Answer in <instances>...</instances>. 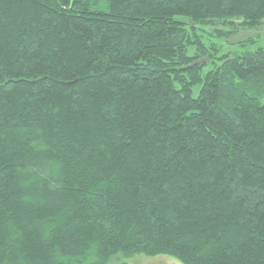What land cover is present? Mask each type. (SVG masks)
Here are the masks:
<instances>
[{
	"label": "trees",
	"instance_id": "16d2710c",
	"mask_svg": "<svg viewBox=\"0 0 264 264\" xmlns=\"http://www.w3.org/2000/svg\"><path fill=\"white\" fill-rule=\"evenodd\" d=\"M236 20L264 0H0V264H264V50L203 74L198 36Z\"/></svg>",
	"mask_w": 264,
	"mask_h": 264
},
{
	"label": "rangeland",
	"instance_id": "374dc122",
	"mask_svg": "<svg viewBox=\"0 0 264 264\" xmlns=\"http://www.w3.org/2000/svg\"><path fill=\"white\" fill-rule=\"evenodd\" d=\"M241 20L232 21L233 25L210 26L201 25L198 27V36L209 49V54L213 60L203 70V74L220 64L218 59L224 55L237 56L243 53H252L259 49L264 50V21L255 28H242L239 26ZM217 31H222L224 35H217ZM199 86L192 89V96H198ZM125 264H181L178 260L168 256L146 257L137 255L130 259H122Z\"/></svg>",
	"mask_w": 264,
	"mask_h": 264
},
{
	"label": "snow or ice",
	"instance_id": "6c2138e0",
	"mask_svg": "<svg viewBox=\"0 0 264 264\" xmlns=\"http://www.w3.org/2000/svg\"><path fill=\"white\" fill-rule=\"evenodd\" d=\"M115 264H119V261H116ZM177 264H178V262H177Z\"/></svg>",
	"mask_w": 264,
	"mask_h": 264
}]
</instances>
